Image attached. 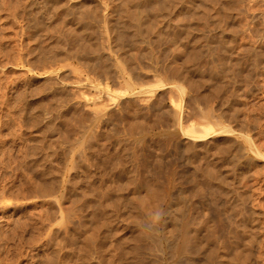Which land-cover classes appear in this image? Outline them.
I'll list each match as a JSON object with an SVG mask.
<instances>
[{
  "label": "rangeland",
  "instance_id": "rangeland-1",
  "mask_svg": "<svg viewBox=\"0 0 264 264\" xmlns=\"http://www.w3.org/2000/svg\"><path fill=\"white\" fill-rule=\"evenodd\" d=\"M138 220L143 264H264V0H0V264Z\"/></svg>",
  "mask_w": 264,
  "mask_h": 264
},
{
  "label": "bare ground",
  "instance_id": "bare-ground-1",
  "mask_svg": "<svg viewBox=\"0 0 264 264\" xmlns=\"http://www.w3.org/2000/svg\"><path fill=\"white\" fill-rule=\"evenodd\" d=\"M134 13V12H133ZM134 15V14H133ZM133 19L135 21H137L139 19V15L137 14L136 16L134 15L133 16ZM134 21V22H135ZM83 54L85 55L86 54V50L85 48L83 49ZM87 56V55H86ZM89 58V57H88ZM245 119V118H244ZM219 132L221 133H225V132H228V130L226 128H219L218 129ZM188 135H190L194 140H201V139H205L207 136H209L211 134V127H208V126H199V127H192L191 129H189L187 131ZM220 140L218 139H213L211 141H208L207 143H210V144H214V145H217L219 143ZM206 142V141H205ZM222 142V141H221ZM187 143V142H186ZM197 141H194V142H189L188 145L189 146H197ZM204 143V141H203ZM199 144V143H198ZM200 144H202V142H200ZM143 199V198H142ZM135 200V198H134ZM142 204V203H141ZM132 205V204H131ZM137 205V204H136ZM136 205L133 206V210L137 209ZM137 212V211H136ZM138 214V212H137ZM136 214V215H137ZM139 215V214H138ZM137 215V216H138ZM142 215V214H141ZM171 222V228L172 229H176L177 226H175V221L172 219H170ZM139 223V220L137 221ZM141 223H139V225H137V234L133 237L132 239V246L130 247L129 251H130V259H131V264H143L141 259L139 258L138 254H137V250L139 249L138 248V242L140 240L141 237L144 236V231H142V224L140 225ZM146 234V233H145ZM147 235V234H146ZM172 237V236H171ZM184 240V239H183ZM127 253H129L127 251Z\"/></svg>",
  "mask_w": 264,
  "mask_h": 264
}]
</instances>
